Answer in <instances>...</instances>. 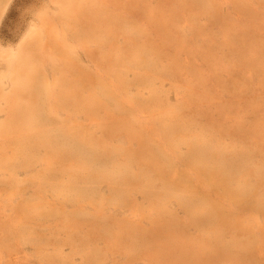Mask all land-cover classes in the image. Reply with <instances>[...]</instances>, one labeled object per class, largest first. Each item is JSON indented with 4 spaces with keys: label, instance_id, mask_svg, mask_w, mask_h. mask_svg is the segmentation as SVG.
Masks as SVG:
<instances>
[{
    "label": "bare ground",
    "instance_id": "bare-ground-1",
    "mask_svg": "<svg viewBox=\"0 0 264 264\" xmlns=\"http://www.w3.org/2000/svg\"><path fill=\"white\" fill-rule=\"evenodd\" d=\"M54 1L60 10L57 18L80 44L105 41L127 25L108 10L107 0L101 4L93 0ZM128 1L137 15L150 25H157L159 34L153 41L136 43L132 36L140 30L125 26L123 32L129 40L98 59L101 70L124 91L130 85L145 90L147 93L142 98L117 101L100 79L78 69L70 77L61 74L50 85L46 84L43 65L48 62L56 66L61 60L56 55L59 49L42 42L34 30L27 31L9 53L7 74L0 75V115L3 116L0 171L4 175L0 179V197H8L19 185L15 175L20 169L29 174L24 182L33 187L34 196L20 201L15 208V214L19 213L21 218L15 225L1 230L0 247L7 248L16 234L21 241L33 243L39 253L45 239L56 240L42 235L37 221L35 224L29 219L50 221L51 217L62 216L61 223L71 230L77 227L79 217L64 216L63 207L68 202L86 201L95 205L97 216L84 218L88 232L83 239L106 234L113 227L114 244L121 241L129 247L143 248L149 251L155 264H264V163L255 155L256 151L264 150V14L239 2L240 19H233L219 7L222 0H156L151 6L146 0ZM8 2L0 0V19ZM171 2L178 6L174 8ZM200 16L206 18L207 26L215 25L230 53L231 79L220 80L221 89L228 90L236 80L234 69L237 67H244L250 75L258 77L257 98L248 100L242 109L248 120L243 116H228L233 104L220 110L217 119L209 109L202 118L199 113H186L185 108L198 97L199 88L205 102L214 104L217 99L216 93L210 90L217 72L207 75L193 69L195 82L186 89L189 84L185 80L192 67L181 57L189 52L182 31L187 27L192 34H201ZM191 51L209 59L204 45ZM3 55L0 48V57ZM131 65L136 71L129 80ZM164 79L182 82L174 86L177 98L173 104L160 84ZM98 109L104 111V117H95ZM60 111L83 112L92 126L123 123L126 136L136 141L138 149L106 153V143L95 138L90 129L74 130L70 119L58 118ZM135 111L146 113L169 147L176 149L184 145L180 158L195 173L194 180L179 172L151 143L144 142L132 117ZM224 134L229 142L223 141ZM132 163L137 165L133 172ZM33 164L38 165L35 172L31 170ZM103 182L105 191L98 189ZM135 192L147 201L151 229H139L136 218L141 215L142 205L134 198ZM47 193L56 201L58 209L43 208L51 205L45 197ZM170 198L179 202L186 218L162 215ZM222 199L261 218V237L251 235L241 217L224 208ZM107 204L130 206L134 215L113 223L101 217L103 205ZM195 214L198 217L190 220V215ZM188 221L195 225L196 235L185 232L183 224ZM156 229L161 232L154 238ZM71 233L64 243L81 257V264H90L95 251L85 248ZM226 233H232L229 241L225 239ZM53 251L52 255H39L50 262L51 257L60 256L57 244Z\"/></svg>",
    "mask_w": 264,
    "mask_h": 264
},
{
    "label": "rangeland",
    "instance_id": "rangeland-1",
    "mask_svg": "<svg viewBox=\"0 0 264 264\" xmlns=\"http://www.w3.org/2000/svg\"><path fill=\"white\" fill-rule=\"evenodd\" d=\"M66 2H73L75 0H64ZM101 4L103 0H93ZM106 2V1H105ZM148 5H154L156 0H146ZM247 4L253 11L264 14V3L260 0H222L219 4L221 10L228 14L233 19H240V15L237 9V3ZM106 6L108 10L114 13L117 17L125 21L127 25L121 26V28L112 34L107 40L102 42L86 41L82 44L78 43L71 32L63 22H61L57 16L59 15V6L54 0H9L7 6L0 19V48L3 51V57H0V75L7 74L8 65L11 55V51L15 49L17 44L22 40L23 35L29 31L34 30L40 34L41 41L50 44L53 48H58L59 51L56 55L61 60L57 61L56 66L52 67L48 62L43 65V76L45 83L50 85L55 77L61 74L70 77L74 69H78L82 73L89 74L95 78L100 79L105 85H107L114 93L115 100L124 101L127 98H142L146 95L145 90L137 89L135 85H130L124 89L120 84L111 80L110 77L101 70L100 60L101 58L111 52L113 49L121 47L127 39L123 32L125 26H136L140 33H135L133 37L134 42L144 43L147 41H153L159 34V28L157 25L149 24L144 17L139 16L133 11L130 1L128 0H107ZM171 6L176 8L177 3L171 2ZM246 22H248L246 20ZM198 23L203 25L201 34L194 35L187 28L184 27L182 35L187 40V48L189 52L182 54V59L189 61L192 67L189 70L188 77L186 78V84L189 86L194 83L193 75L196 72L193 69L199 70L202 73L209 74L217 72V77L213 81L211 91L217 95L216 103L209 101L205 102L202 98V88L198 89V97L194 98L191 102V106L186 110L187 114L196 115L202 118L205 117V113L208 109L212 111L214 119H217L219 111L223 108H228L233 104V108L229 110L228 116L233 115L244 116L243 107L245 103L251 98H257L259 89L258 77L254 74L250 75L246 68L237 67L234 71L237 72L236 80L228 87V90H222L219 85V81H228L231 78L230 72V53L227 46H224L220 34L215 25L207 26L206 18L200 16ZM203 43V44H202ZM200 45H204L208 48L209 59L199 56L198 54H192V49H198ZM6 54V55H5ZM8 57V58H7ZM210 61L211 63L207 62ZM162 62L165 63L166 59L163 58ZM183 67H181V71ZM128 79L132 77L133 72L136 71L134 65H131ZM193 74V75H192ZM236 74V73H235ZM163 89L166 91V98L170 103H175L177 95L174 90L175 85H181L180 80L170 81L162 80L160 82ZM215 105V108H211ZM95 117H104L105 113L102 109H98L94 112ZM132 117L137 121L139 131L143 136V140L148 145L154 147L157 152H162L165 157L175 166V168L182 173L187 174L191 179H195V173L186 165V163L180 158V154L185 151L184 145L176 147V149L169 147L166 139L158 133L156 128L148 120L146 113L134 112ZM58 118L70 119L73 123L72 128L74 130L90 129L93 132L95 138L107 144L106 153H112L114 150H137L138 144L135 140L129 139L124 130L123 123L112 124L110 126H92L90 119L83 112L66 113L63 111L58 112ZM207 118V117H206ZM3 116L0 115V121ZM245 120H248L245 118ZM231 122L232 119H227ZM138 141V140H137ZM223 141L229 142V137L223 135ZM248 143L242 146V149L247 146ZM141 145V144H140ZM142 151V145L140 148ZM257 160L264 163V150H258L255 153ZM137 165L131 164L132 172L135 171ZM37 171L38 165H32L31 170ZM28 173L23 169L16 172L15 179L19 182L16 185V189L8 197H0V232L2 229H8L11 224L18 223V219L21 218L20 214H15V208L21 204L20 201H28L34 196L33 187L26 184L24 181L28 177ZM3 173L0 171V179L3 177ZM64 178L66 176H63ZM98 189L105 191L107 189L106 184L100 183ZM50 202V206L43 207L45 210L50 208L58 209L56 201L50 196V193L45 195ZM134 198L138 203L142 205L141 215L138 216L137 221L139 229L146 230L151 229V223L148 217L147 201L142 198L138 192L134 193ZM162 215L174 216L177 219L183 220L186 218V213L183 207L176 202L173 198L167 199ZM222 205L226 210L235 211L241 217V222L247 226L249 233L255 237H261V230L259 222L261 218L250 215L245 210L239 209L236 204L222 199ZM101 210V217L106 220L113 221V223L126 221L128 218H132L134 213L130 206L121 204H107L103 205ZM64 216L79 217L76 228L67 230L66 225L63 222L64 217H51L44 220L29 219L31 222L40 226V232L45 237L48 235L54 237L56 241L44 240L41 244L40 254L52 255L54 253V245L57 244L59 251L58 257H51L50 262L44 260L38 253L35 245L31 242L21 241L20 237L16 234L11 237V243L7 248L0 247V264H81L82 259L78 254H74L71 247L64 243V240L69 232L71 235L81 243L85 248H89L95 251L93 259L90 264H155L149 257V251H145L143 248H133L119 241V244H114L112 239L113 227H110L106 234L94 235L89 239H83L84 235L88 232V224L84 222L85 217L97 216V209L95 205L89 202H68L63 207ZM198 215H190V220L197 218ZM184 225V230L188 235H196V227L188 221ZM50 226V229L48 228ZM154 227V226H153ZM160 228V227H158ZM161 229H156L154 238L160 236ZM232 233H226L225 239L229 241ZM65 257H69L66 259Z\"/></svg>",
    "mask_w": 264,
    "mask_h": 264
}]
</instances>
